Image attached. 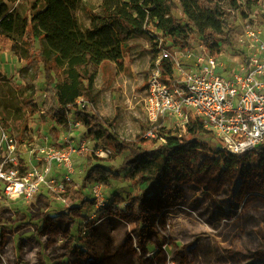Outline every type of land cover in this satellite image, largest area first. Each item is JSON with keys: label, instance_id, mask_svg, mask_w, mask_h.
Masks as SVG:
<instances>
[{"label": "rangeland", "instance_id": "374dc122", "mask_svg": "<svg viewBox=\"0 0 264 264\" xmlns=\"http://www.w3.org/2000/svg\"><path fill=\"white\" fill-rule=\"evenodd\" d=\"M34 1H7V7L9 11L24 12ZM101 1L81 0L78 4L74 15L81 29L89 27L91 15L100 11ZM218 3L233 27L230 45L222 47L219 61L231 68L237 60L233 56H241L244 47V28L255 22L256 28L264 31V0H242L240 10L230 7L227 0ZM177 15H181L179 10ZM156 35V29L149 26L147 32L128 38L122 64L106 63L98 72L90 95L85 97V110L105 121L117 139L135 140L150 127L143 98L148 76L160 55L154 46ZM15 38L18 49H12V42L0 35V128L17 140L27 139L19 150L28 159L32 150L33 155L37 152L36 146L57 143L65 131L63 125L43 113V74L38 70L35 74V66L24 60V49L32 52L33 45L38 48L39 43L26 40L24 44L18 35ZM200 43L194 38L191 47ZM33 76L36 78L31 80V86L26 85L23 78ZM172 131L183 134L184 130L176 127ZM80 137L89 152L78 157L72 180L74 189L82 192V199L74 201L69 197L63 203L64 211H68L63 214V225L47 229L46 238L40 234L39 250L32 245L38 246L36 242L20 240L21 234L25 236L29 231L27 226L32 225L28 215H8L3 224L7 236L0 245L5 260L0 258V264H11L10 260L12 264H42L44 257L48 264H114L120 258L125 264H264V150H256L246 158L229 156L226 165L218 161L222 153L214 156L193 149L174 155L171 165L179 177L177 186L171 187V170L166 169L158 189L162 196L153 197L136 213L126 208L127 201L111 203L114 197L127 199L138 193L147 165L138 174L111 177L109 184L104 185L106 204L97 209L92 201H83L84 196H89L84 179L87 160L99 158L103 165L119 170L123 155L113 150L102 132L91 135L84 130ZM207 141L218 149L215 139ZM100 150L107 155L95 154ZM254 155L259 157L258 167L254 166ZM51 194L55 198L58 195ZM92 225L94 231L90 229ZM83 227L94 235L88 237ZM69 228L83 231L81 242L74 239ZM13 240L16 243L11 249L8 242Z\"/></svg>", "mask_w": 264, "mask_h": 264}, {"label": "trees", "instance_id": "16d2710c", "mask_svg": "<svg viewBox=\"0 0 264 264\" xmlns=\"http://www.w3.org/2000/svg\"><path fill=\"white\" fill-rule=\"evenodd\" d=\"M7 1L13 0H0V35L12 42V49H18L14 43L16 35L24 44L26 40L32 41L31 44L34 41L39 43L38 48L33 45L32 52L27 47L24 49V60L35 66V72L38 70L43 74V113L61 125L65 124L63 111L71 109L77 98L90 95L97 74L106 63L122 64L124 52L128 49L127 39L147 32L149 26L158 32L154 38L161 40L160 45L155 42L156 51L172 46L189 48L192 40L197 38L212 56H218L222 47L230 45L233 28L225 19L223 6L218 3L222 0H102L100 11L91 15V23L86 29L80 28L74 15L81 0H35L24 12L9 11ZM241 1L227 0V4L240 10ZM178 10L181 15H177ZM161 66L162 80L169 84L171 64L163 59ZM35 78L23 80L31 86L30 82ZM74 113L82 119L88 134L102 132L103 139L111 143L113 150L123 155L118 167L120 171L103 165L99 158L88 159L85 182L96 180L108 185L111 177L138 174L143 165H147L138 193L127 199L114 197L111 203L127 201L126 208L134 209L136 213H140L141 206L153 197L162 196L158 189L166 169L171 170V187L177 186L179 177L171 165L174 155L193 149L214 156L222 153L217 158L226 165L229 156L246 158L256 150H264V144H261L249 155L234 156L219 148L214 149L207 141L214 139L213 133L198 119H189L183 134L156 127L154 136H145L144 133L135 140H120L113 137L109 126L99 116L85 109H74ZM253 162L254 166H259L257 155H254ZM74 184V180L65 183L63 196L68 201L69 197L74 201L82 199V192L74 189Z\"/></svg>", "mask_w": 264, "mask_h": 264}, {"label": "built area", "instance_id": "2783aa9c", "mask_svg": "<svg viewBox=\"0 0 264 264\" xmlns=\"http://www.w3.org/2000/svg\"><path fill=\"white\" fill-rule=\"evenodd\" d=\"M244 36L241 56H233L237 60L231 68L219 61L221 53L212 56L201 43L185 49L160 48L143 98L150 125L145 136H154L156 127L170 129L172 125V129L185 130L189 119H198L213 133L223 153L249 155L264 144V31L250 23L244 28ZM163 59L172 68L169 84L161 77ZM86 105V99L79 97L71 109L63 111L64 142L62 136L53 145L36 146L37 152L33 155L32 150L28 159L19 150L27 139L17 140L0 128V242L7 235L4 222L15 214L14 203L29 202L41 188L57 192L56 198L62 203L68 201L63 193L65 183L72 181L75 157L89 152L80 137L85 130L83 121L74 113ZM95 154L106 156L107 152ZM87 183L89 196L83 200L92 201L97 209L104 206L105 184L96 180ZM0 258L5 260L1 251Z\"/></svg>", "mask_w": 264, "mask_h": 264}, {"label": "crops", "instance_id": "0c3cea01", "mask_svg": "<svg viewBox=\"0 0 264 264\" xmlns=\"http://www.w3.org/2000/svg\"><path fill=\"white\" fill-rule=\"evenodd\" d=\"M78 156L75 157V163L77 164L78 162ZM51 192H47L45 188H41V190L37 193L35 197H33L29 202H24L23 204L19 203H14L12 207L15 209V213H19V216L21 215L22 218H26L27 215L29 217V223L31 226H27V231L24 236V234H21L20 240H28L31 243L36 242L38 246H35V243H32L34 245L35 250L41 249V241H42V236L40 237V234H43V237L46 238L49 234H44L46 233L47 229L49 228H56L58 225H63L64 221V215L68 211H64V208L66 207V204H63L60 202L57 198H55L53 195L51 196ZM27 209V210H26ZM25 211V212H24ZM28 211V212H27ZM39 213H38V212ZM48 212V214H46ZM59 212V214H58ZM46 214L44 216L43 214ZM61 213V214H60ZM57 216V217H56ZM52 217H56L55 219H52ZM31 219V220H30ZM60 221V222H59ZM68 221H71L70 219ZM59 222V223H57ZM96 225V224H95ZM95 225H92L90 227L91 231L93 230L92 227ZM96 228V227H95ZM81 229V226H80ZM78 229H71L69 228L68 230L71 231L72 235L74 236V239L77 238V242H81L82 235L80 232L82 230ZM84 233L85 231L88 234V237L93 236L92 233H90V229L82 228ZM82 231V234H83ZM94 231V230H93ZM103 231V230H102ZM106 232V231H105ZM7 236V235H6ZM18 239V238H17ZM90 239V238H89ZM4 244V238L2 239ZM74 240V241H75ZM79 242V243H80ZM16 243V240H13V242H8L10 245L11 249H13L14 245ZM45 247H43V253L45 252ZM65 257V254L63 255ZM43 258V257H42ZM42 264H48L46 261L45 257L41 259ZM10 263L12 264V261L10 260ZM125 262L120 258L118 261H115L114 264H120Z\"/></svg>", "mask_w": 264, "mask_h": 264}]
</instances>
